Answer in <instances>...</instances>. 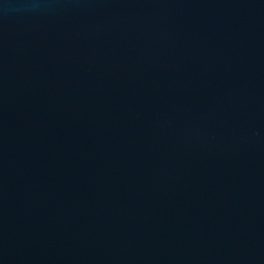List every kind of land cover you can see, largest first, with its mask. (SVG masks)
Wrapping results in <instances>:
<instances>
[{"label":"water","instance_id":"water-1","mask_svg":"<svg viewBox=\"0 0 264 264\" xmlns=\"http://www.w3.org/2000/svg\"><path fill=\"white\" fill-rule=\"evenodd\" d=\"M0 264H264V0H0Z\"/></svg>","mask_w":264,"mask_h":264}]
</instances>
